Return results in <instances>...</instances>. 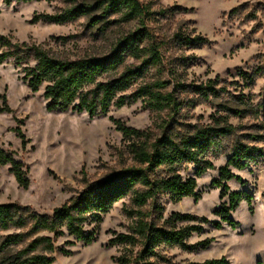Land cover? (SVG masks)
Listing matches in <instances>:
<instances>
[{
  "label": "rangeland",
  "instance_id": "obj_1",
  "mask_svg": "<svg viewBox=\"0 0 264 264\" xmlns=\"http://www.w3.org/2000/svg\"><path fill=\"white\" fill-rule=\"evenodd\" d=\"M98 1L38 0L25 4L14 0L7 6L0 0V35L20 43L42 44L52 56L74 60L105 56L118 40L145 27L161 45L162 62L136 81L128 94L143 84L160 80L167 84L166 91L173 92L183 103L178 125L174 124L177 128L210 124L213 118H223L237 129L222 141L221 150L225 154L210 157L215 170L198 179L200 200L187 198L174 202L167 195L161 198L165 219L172 213H180L209 221L201 224L203 231L193 234L189 244L206 240L212 243L205 250L193 252L162 251V260L152 261L188 264L225 259L228 264H264V157L257 166L232 170L235 178L228 186L231 192L243 196L230 215V219L239 223L236 229L223 224L218 230L212 225L220 221L214 215L215 210L229 201L221 200L220 189L211 185L236 144L264 150V140H256L264 137V0H139L149 13L142 22L124 23L119 16L101 19L100 11L95 10L67 25L32 23L36 15H52L75 4L95 5ZM196 36L206 38L210 44L194 48L181 42L184 37ZM208 80L216 81V88L222 89L219 98L205 101L187 89ZM45 88L43 85L39 92H31L21 67L13 61L0 65V107L5 96L13 111L0 114V149L29 168L30 180L29 188L24 190L18 186L9 166L0 167V205L18 203L39 214L51 215L82 192L87 183L103 180L134 164L113 120L138 130L151 129L160 135L170 119L168 112H153L142 102L112 108L106 116L95 119L71 109L49 112L43 97ZM228 109L240 111V116L231 115ZM16 120L23 121V125ZM18 127L28 141L25 147L14 131ZM193 174L194 168H190L182 177L187 179ZM245 195L251 197L250 205ZM133 210L131 197L117 203L98 226L86 227L95 233L92 244L76 242L66 247L72 254L64 257L57 253L54 264H119L117 258L124 249L109 246V241L129 231L133 220L128 211ZM194 224L178 223L176 227ZM72 241L66 234L56 242V247L63 248Z\"/></svg>",
  "mask_w": 264,
  "mask_h": 264
},
{
  "label": "trees",
  "instance_id": "obj_2",
  "mask_svg": "<svg viewBox=\"0 0 264 264\" xmlns=\"http://www.w3.org/2000/svg\"><path fill=\"white\" fill-rule=\"evenodd\" d=\"M13 1L3 0V3L9 6ZM15 1L27 4L38 0ZM95 10L100 11L101 19L119 16L124 23L142 22L149 14L139 0H100L95 5L75 4L52 15H36L32 23L67 25ZM94 21L98 22L97 19ZM181 42L194 48L210 44L201 36L184 37ZM9 61L22 68L31 92L37 93L46 85L43 97L49 112L71 109L95 119L106 116L112 108L121 109L142 102L153 112H168L170 119L160 135L151 129L138 130L120 120H113L134 164L113 172L103 180L87 183L82 192L56 208L51 215L39 214L18 203L0 205V264H54L57 253L70 256L72 253L66 247L76 242L92 244L95 233L86 227L90 224L98 226L103 217L127 197H131L134 207L133 211H128L133 223L127 233L115 235L109 241V246L124 249L117 258L119 264H158L152 260H162V251L178 249L193 252L210 246L212 240L189 244L193 234L203 231L201 224H209L206 218L172 213L165 219L161 198L167 195L174 202L187 198L200 200L198 179L215 170L210 157L225 154L221 150L222 141L237 129L223 118H213L210 124H189L182 129L177 128L174 124L178 125L177 117L183 103L173 92L166 91L167 84L160 80L143 84L128 94L136 81L162 62L161 45L145 27L118 40L105 56H85L74 60L56 58L42 44L20 43L10 36L0 35V65ZM215 83L208 80L206 84L190 85L187 89L209 101L221 96L222 89L219 91ZM227 112L240 116V111L228 109ZM4 113H13L5 96L0 107V114ZM16 122L23 125V121ZM14 131L25 147L28 143L26 136L19 127ZM259 139L264 140V137L256 138ZM263 157L264 150L257 146L239 143L231 150L226 166L219 169L218 178L211 184L220 189L221 200L227 198L229 201L228 205L224 204L214 212L220 219L212 223L216 229H221L223 224L232 229L239 226L230 219L243 201L242 194L231 192L228 186V182L235 178L232 170L243 171L257 166ZM5 166L10 167L18 186L27 190L30 186L29 168L16 161L11 153L0 149V167ZM190 168H194L193 176L183 179L182 173H187ZM244 199L249 205L252 202L248 195ZM178 223L196 224L178 228ZM66 234L73 241L58 249L56 242ZM188 264L228 262L214 259Z\"/></svg>",
  "mask_w": 264,
  "mask_h": 264
}]
</instances>
